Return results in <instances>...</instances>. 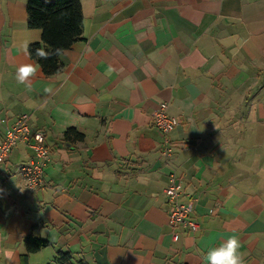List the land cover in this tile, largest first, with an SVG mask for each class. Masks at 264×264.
I'll list each match as a JSON object with an SVG mask.
<instances>
[{"label":"crops","instance_id":"1","mask_svg":"<svg viewBox=\"0 0 264 264\" xmlns=\"http://www.w3.org/2000/svg\"><path fill=\"white\" fill-rule=\"evenodd\" d=\"M27 1L0 0V141L27 113L51 158L35 191L25 142L0 163V264L58 250L88 264H207L233 236L243 264H264V0H81L82 39L50 77L29 56L41 30ZM21 65L36 69L24 83ZM163 101L178 120L166 136L152 120ZM69 127L83 140H65ZM171 173L195 231L170 224ZM31 233L50 245L28 253Z\"/></svg>","mask_w":264,"mask_h":264},{"label":"trees","instance_id":"2","mask_svg":"<svg viewBox=\"0 0 264 264\" xmlns=\"http://www.w3.org/2000/svg\"><path fill=\"white\" fill-rule=\"evenodd\" d=\"M28 26L41 30V41L28 46L29 56L37 62L44 76L50 77L61 72L64 65L56 49L62 52L82 39L83 12L81 0H28ZM37 49L49 53L48 59L36 55ZM65 140H83L84 135L75 127L65 130ZM27 252H36L50 245V241L32 233L25 237ZM45 264H88L84 258H76L70 251L58 250L51 262Z\"/></svg>","mask_w":264,"mask_h":264},{"label":"built area","instance_id":"3","mask_svg":"<svg viewBox=\"0 0 264 264\" xmlns=\"http://www.w3.org/2000/svg\"><path fill=\"white\" fill-rule=\"evenodd\" d=\"M167 108V102L163 101L152 115L154 124L163 136H166L178 123L177 117L170 115ZM18 141L25 142L32 151L31 156L22 161L20 170L27 178L28 189L35 191L44 183V169L50 161L51 155L45 144L44 132L31 129L27 113L20 114L12 125L6 129L5 136L0 141V163L8 159ZM161 153L170 156L172 146L165 143L161 148ZM165 193L171 206L169 211L170 224L184 227L188 231L199 229V222L190 217L192 203H182L179 200L181 183L177 181L175 173L170 174Z\"/></svg>","mask_w":264,"mask_h":264},{"label":"clouds","instance_id":"4","mask_svg":"<svg viewBox=\"0 0 264 264\" xmlns=\"http://www.w3.org/2000/svg\"><path fill=\"white\" fill-rule=\"evenodd\" d=\"M56 55L62 54V49L55 50ZM36 55L42 59H48L49 53L43 49H37ZM36 69L32 65H21L17 71V81L24 83L30 76L35 74ZM111 71V69L109 70ZM50 91V89H46ZM240 242L233 236L221 242L219 247L211 248L204 259L207 264H243V257L239 253Z\"/></svg>","mask_w":264,"mask_h":264},{"label":"rangeland","instance_id":"5","mask_svg":"<svg viewBox=\"0 0 264 264\" xmlns=\"http://www.w3.org/2000/svg\"><path fill=\"white\" fill-rule=\"evenodd\" d=\"M49 262H51V261H49Z\"/></svg>","mask_w":264,"mask_h":264}]
</instances>
